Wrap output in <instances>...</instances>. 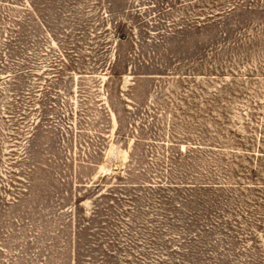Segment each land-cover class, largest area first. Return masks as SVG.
<instances>
[{
  "label": "rangeland",
  "instance_id": "rangeland-1",
  "mask_svg": "<svg viewBox=\"0 0 264 264\" xmlns=\"http://www.w3.org/2000/svg\"><path fill=\"white\" fill-rule=\"evenodd\" d=\"M0 264H264V0H0Z\"/></svg>",
  "mask_w": 264,
  "mask_h": 264
},
{
  "label": "trees",
  "instance_id": "trees-1",
  "mask_svg": "<svg viewBox=\"0 0 264 264\" xmlns=\"http://www.w3.org/2000/svg\"><path fill=\"white\" fill-rule=\"evenodd\" d=\"M233 5H235V4H233ZM218 12H219V11H218ZM221 12H223V11H221ZM214 15H215L214 13H211V14H207V15H205V17H213ZM205 17H204V18H205ZM195 20H196V21H195L196 24H197V23H200L199 18H195Z\"/></svg>",
  "mask_w": 264,
  "mask_h": 264
}]
</instances>
